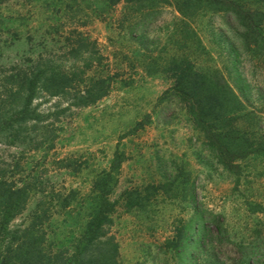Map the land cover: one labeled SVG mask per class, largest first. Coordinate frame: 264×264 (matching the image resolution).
<instances>
[{
    "label": "rangeland",
    "instance_id": "obj_1",
    "mask_svg": "<svg viewBox=\"0 0 264 264\" xmlns=\"http://www.w3.org/2000/svg\"><path fill=\"white\" fill-rule=\"evenodd\" d=\"M242 1L260 11L257 41L246 43L224 13L206 11L193 20L201 45L185 50L199 68L229 80L245 103L238 126L263 141L264 1ZM106 8L99 0H0V179L29 191L24 209L8 223L0 199V260L8 255L10 264H20L15 252L32 233L44 237L46 253L72 252L93 181L111 168L117 151L125 158L111 195L117 206L110 233L121 264H180L169 241L197 207L214 238L212 215L225 226L230 241L219 254L230 263L240 257L237 243L264 248V152L239 161L240 175L222 165L184 105L159 102L173 80L127 67L145 51L121 27L123 4ZM180 18L174 6H162L145 34L165 45ZM83 66L86 75L120 71L134 81L116 83L89 106L45 88L48 77ZM34 78L39 83L30 101ZM211 243L220 244L217 238Z\"/></svg>",
    "mask_w": 264,
    "mask_h": 264
},
{
    "label": "trees",
    "instance_id": "obj_2",
    "mask_svg": "<svg viewBox=\"0 0 264 264\" xmlns=\"http://www.w3.org/2000/svg\"><path fill=\"white\" fill-rule=\"evenodd\" d=\"M99 1L107 7L106 9L123 4L124 10L119 22L124 25L121 27L128 28L131 38L145 51L142 56L139 55L140 58L127 62V67L141 69L148 75L161 73L171 78L173 85L160 96L159 102L178 99L195 127L202 133L205 146L216 155L222 165L240 175L239 161L264 152V140L258 141L254 132L238 126L245 103L229 80L220 71L199 68L185 49L201 45L202 41L193 20L206 11L224 13L230 22L237 24L236 27L243 31L246 43L257 41L261 28L260 11L251 9L242 0ZM165 5L174 6L181 18L175 24L170 41L161 46L158 39L146 36L145 29L152 21L158 19L160 8ZM170 44L173 49L169 50ZM160 46L161 50H158ZM91 64L88 62L85 66L90 67ZM99 64L103 65L102 62ZM85 66L79 73L73 71L48 77L45 88L52 95L70 94L74 105L89 106L106 97L116 83L127 86L134 81L133 77L123 78L120 71L106 75H86L88 68ZM38 83L36 78L31 81L30 101ZM29 103L23 109L26 113L29 112ZM124 158V155L117 151L111 168L102 171L94 179L88 198L89 205L86 208V222L73 251L46 253L42 244L44 237L32 233L15 252L20 264H121L119 244L116 237L110 233V228L113 222L112 214L117 206L111 195L118 182V170ZM71 195L64 199L65 204L69 203ZM28 197V185L18 187L12 181L0 179V199L5 222H10L24 209ZM199 210L197 207L194 217L189 224L182 227L176 240L169 241L176 249L180 264H264V248L259 245L244 246L237 243L241 249L240 257L233 263L222 257L219 254L222 243L225 240L230 241L225 233V226L217 220V215H212L209 222L215 224L219 232L214 238V233ZM20 231L21 229L13 230L12 236L15 237ZM216 238L220 243L217 247L211 243ZM204 253L207 254L206 257H203ZM0 264H10V257L4 255Z\"/></svg>",
    "mask_w": 264,
    "mask_h": 264
}]
</instances>
